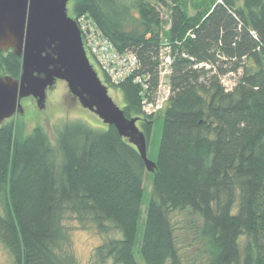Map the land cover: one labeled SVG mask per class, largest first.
Returning <instances> with one entry per match:
<instances>
[{
	"label": "trees",
	"instance_id": "trees-1",
	"mask_svg": "<svg viewBox=\"0 0 264 264\" xmlns=\"http://www.w3.org/2000/svg\"><path fill=\"white\" fill-rule=\"evenodd\" d=\"M70 5L68 16H88L118 52L136 54L138 70L111 87L124 116L139 119L146 145L162 119L156 168L147 172L113 126L66 122L53 142L40 125L22 136L20 122H3L0 241L14 264H74L62 249L67 217L119 234L94 251L101 263L137 264L138 243L145 264H264V0ZM166 47L172 62L162 80ZM20 73L21 59L0 52V76ZM135 76L148 82L149 98L160 82L169 88L159 112L144 113ZM144 176L152 194L142 209Z\"/></svg>",
	"mask_w": 264,
	"mask_h": 264
},
{
	"label": "water",
	"instance_id": "water-1",
	"mask_svg": "<svg viewBox=\"0 0 264 264\" xmlns=\"http://www.w3.org/2000/svg\"><path fill=\"white\" fill-rule=\"evenodd\" d=\"M72 0H0V52L11 51L21 59L18 78L0 76V125L22 113L20 101L31 97L43 109L46 91L57 80L83 109L135 146L145 170L156 165L147 158L146 139L108 95L83 48L76 22L67 13Z\"/></svg>",
	"mask_w": 264,
	"mask_h": 264
},
{
	"label": "rangeland",
	"instance_id": "rangeland-1",
	"mask_svg": "<svg viewBox=\"0 0 264 264\" xmlns=\"http://www.w3.org/2000/svg\"><path fill=\"white\" fill-rule=\"evenodd\" d=\"M243 0H236L237 3ZM71 2V1H70ZM70 2L67 4V13L70 15ZM161 17L166 19V11L162 8ZM188 12L190 15L194 14V9L189 6ZM132 16L135 19L134 28L139 24L138 16L135 11H132ZM165 30L167 27H164ZM101 83L106 86L99 76ZM227 86L232 83L229 79ZM108 95L113 102L121 108L123 100L121 94L114 90L111 86H106ZM22 107V113H16L13 117L5 120L4 123H8L11 120H16L17 123H21L22 136H26L30 133L32 128L36 125L42 126L51 141H55V130L66 122L82 121L86 124L103 128V122L92 112L83 109L78 101L69 93L67 85L64 81L57 80L55 84L46 91V98L43 109H39L36 100L27 97L20 101ZM162 119H157L153 125L151 135L146 145L147 158L151 162L157 160L158 149L162 132ZM138 126V124H137ZM144 197L142 200V209H144L151 198L152 183L151 180L144 176L143 180ZM1 206V205H0ZM1 212V207H0ZM176 216V215H175ZM178 217V218H177ZM177 219H182L183 216L177 215ZM63 224L66 229V242L63 245V251L68 256H71L74 264H114L112 260H107L105 263H101L93 257L94 251L106 240L112 238H118L119 234L115 231H111L108 235L100 234L93 227H81L72 217H67L63 220ZM143 231V217L138 223L137 240L139 242L141 233ZM134 257L137 264H145L138 254V243L134 248ZM0 264H14V259L0 241Z\"/></svg>",
	"mask_w": 264,
	"mask_h": 264
},
{
	"label": "built area",
	"instance_id": "built-area-1",
	"mask_svg": "<svg viewBox=\"0 0 264 264\" xmlns=\"http://www.w3.org/2000/svg\"><path fill=\"white\" fill-rule=\"evenodd\" d=\"M80 31L83 48L98 76H101L106 86L119 84L130 78L139 68L138 58L133 52H118L106 40L91 19L82 15L75 19ZM160 77L169 73L172 57L169 48H164L159 55ZM133 82L141 86L142 110L146 114L159 112L167 102L169 88L160 82L153 98L148 97L149 85L145 78L135 76Z\"/></svg>",
	"mask_w": 264,
	"mask_h": 264
}]
</instances>
